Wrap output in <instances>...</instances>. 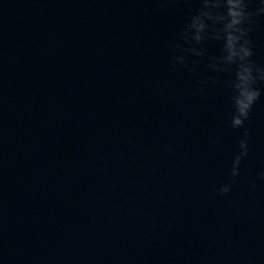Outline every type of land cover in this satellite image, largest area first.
Returning a JSON list of instances; mask_svg holds the SVG:
<instances>
[{
  "label": "water",
  "instance_id": "1",
  "mask_svg": "<svg viewBox=\"0 0 264 264\" xmlns=\"http://www.w3.org/2000/svg\"><path fill=\"white\" fill-rule=\"evenodd\" d=\"M202 9L0 0V264H264V15L233 128L238 65L221 25L193 39Z\"/></svg>",
  "mask_w": 264,
  "mask_h": 264
},
{
  "label": "clouds",
  "instance_id": "2",
  "mask_svg": "<svg viewBox=\"0 0 264 264\" xmlns=\"http://www.w3.org/2000/svg\"><path fill=\"white\" fill-rule=\"evenodd\" d=\"M259 2L260 7L255 11H249V6ZM224 9L223 12L218 11ZM213 10H217L214 11ZM256 15H264V0H203V9L193 18L190 27L195 30L193 37L197 42L202 40L200 35L206 28L205 20L213 22V24L221 25L219 29H211L215 32L214 38L220 40L223 38L224 46L221 63L228 65L237 64L238 68L235 73V81L233 88L236 95L233 99L234 114L231 116V126L233 128L243 127L244 121L248 118L249 112L254 102L259 99L260 92L252 87L255 77L253 76V66L246 63L252 55L249 41L244 39L241 43V38L246 37L249 29L244 25L251 21V18ZM239 45V47H237ZM223 70V69H222ZM261 73L259 79L264 82V70H257ZM248 135L244 132V137ZM241 153L233 161L231 176L235 178L238 173L240 160L247 155L246 140L240 143ZM264 178V173H261ZM229 188L224 186L221 188V195L227 194Z\"/></svg>",
  "mask_w": 264,
  "mask_h": 264
}]
</instances>
